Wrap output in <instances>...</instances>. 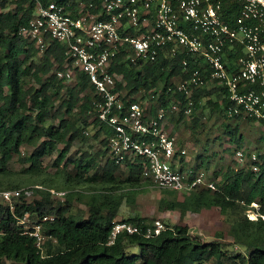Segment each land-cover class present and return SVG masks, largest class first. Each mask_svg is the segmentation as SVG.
Masks as SVG:
<instances>
[{"label":"trees","instance_id":"obj_1","mask_svg":"<svg viewBox=\"0 0 264 264\" xmlns=\"http://www.w3.org/2000/svg\"><path fill=\"white\" fill-rule=\"evenodd\" d=\"M56 1L64 3L71 12H81L77 9L80 0ZM82 2L84 12H97L88 6V0ZM34 8L29 0H0V177L9 180L7 184L0 183V189L22 188L10 179V164L24 145L33 147L20 156L23 163H29L24 169L28 175L42 174L43 157L55 150L59 151L54 161L57 171L55 176L40 181L46 184L45 188H35L30 197H15L14 210L0 201V264H264L263 155H258L257 171L248 162L215 167L213 177L205 171L219 190H192L179 199V191L163 188L171 196L161 199V209L180 208L185 213L189 209L218 207L225 215L229 211L234 213L232 242L203 241L189 232L188 225L179 223L166 222L165 228L155 234V223L147 217L119 218L124 195L114 192L123 185L133 190L140 186L145 178V160L138 155L123 163L115 160L108 145L113 128L98 120L94 106L98 95L88 75L67 55L66 45L51 40L39 57L34 42L20 33V28L28 25ZM236 15L237 9L232 6L227 20L232 22ZM128 32L134 34L135 30H122L123 34ZM129 49V44L120 45L110 67L117 78L116 91L126 103L142 102L147 94L154 100L161 91L156 106L175 102L180 105L181 117L188 108L201 107L204 98L214 108L226 111L230 98L219 81L206 80L204 85L193 87L189 95L177 90L176 84L188 79L195 68L200 67L207 74L205 63L188 53L172 55L163 49L156 60L134 65L126 58ZM67 66L75 67L74 78H58L56 70ZM149 107L147 111L154 112V107ZM237 126L227 124L226 130L231 141L240 143L243 134ZM89 129L93 130L91 137ZM77 140L89 143L90 148L83 149L78 157L67 158ZM96 141L102 147L93 151ZM214 157L215 152L198 155L202 164H210ZM175 159L182 170L191 171L183 166L184 155L180 151ZM69 163L76 170L73 176L65 172ZM121 165L127 168L122 178ZM196 172L192 169L191 178ZM83 184L88 185L87 191L77 189ZM49 188L64 190L66 194L59 196ZM76 200H81L85 208H75ZM254 202L259 205L258 216L251 219L246 210ZM25 213L32 218L54 216L42 225V247L36 245L34 237L22 232L17 217ZM119 221L131 222L139 229L121 230L113 235ZM148 228L152 229L150 235Z\"/></svg>","mask_w":264,"mask_h":264},{"label":"built area","instance_id":"obj_2","mask_svg":"<svg viewBox=\"0 0 264 264\" xmlns=\"http://www.w3.org/2000/svg\"><path fill=\"white\" fill-rule=\"evenodd\" d=\"M29 1L34 4V13L20 33L34 42L41 53L51 40L66 45L67 55L88 75L98 95L94 101L98 120L113 128L108 145L117 162L141 156L146 163L143 176L160 188L186 192L219 190L205 172L198 171L191 178L192 171L182 170L175 159L177 143L166 128V120L168 112L177 110L178 104L157 106L152 112L141 101L126 103L116 91L117 78L110 67L122 44H129L126 58L134 65L156 60L163 49L172 55L188 53L205 63L208 72L195 68L188 79L176 84L177 90L189 95L193 87L204 85L206 80L219 81L229 94V116L264 121V0H88V6L97 9L88 13L78 7L81 12H71L56 0ZM232 6L237 15L231 22L227 16ZM102 14L108 17L102 19ZM129 29L135 33H122ZM183 63L187 64V60ZM56 75L71 80L75 71L67 66L56 70ZM186 152L185 148L180 150L181 154ZM235 154L239 163L248 162L253 170H258L256 151L239 148ZM35 188L45 187L36 184L0 189V201L14 210V198L23 194L30 197ZM49 190L59 196L66 194L64 190ZM17 218L22 232L34 237L36 245L42 247V225L54 216L32 218L25 213ZM154 223L155 234L165 228L160 220ZM138 229L136 224L119 221L113 235ZM147 232L150 235L152 229Z\"/></svg>","mask_w":264,"mask_h":264},{"label":"rangeland","instance_id":"obj_3","mask_svg":"<svg viewBox=\"0 0 264 264\" xmlns=\"http://www.w3.org/2000/svg\"><path fill=\"white\" fill-rule=\"evenodd\" d=\"M79 9H82L83 2L80 0ZM43 53L38 52V56L41 57ZM75 71V67H72ZM210 83L214 82L208 80ZM71 83V82H70ZM161 91L158 93L160 94ZM156 94L154 100L151 95L147 94L143 96V103L147 109L150 105L154 107V111L157 105ZM204 98L201 103V107H192L185 112L184 116H180V105L178 104L177 110H170L168 112L166 126L170 131L178 137V145L187 148V154L190 156V162L194 163L198 160L196 154L199 152L202 156H206L205 153L215 152L218 166L227 167L230 163L238 165V159L235 151L237 149L245 148L246 150L256 151L261 157L264 156V122L261 120H255L253 118H246L243 116H229L225 109H216ZM175 102H172L173 104ZM170 105V104H169ZM168 106V105H162ZM171 106V105H170ZM222 107H224L222 105ZM238 125L239 132L243 134V139L240 143L233 142L227 133L226 125ZM89 137H91L93 130L89 129ZM236 144V145H235ZM63 145L60 144L59 148ZM102 145L99 141H96L93 146V151L101 148ZM205 147L206 150L202 148ZM85 148H90L89 143H84L82 140H77L72 146L67 158L78 157L81 151ZM33 150L32 146H22L21 154L15 153L10 164V179L14 182H19L21 187L34 186L36 184H43L40 182L42 179H48L56 175L57 167L54 164L55 158L59 155V151L55 150L52 154L46 155L42 159L43 170L42 174L30 176L25 172V168L29 166V163H23L20 160V156H24ZM193 155V159L191 157ZM210 154V153H209ZM198 156V155H197ZM192 158V159H191ZM225 158V159H224ZM262 159V158H261ZM105 159L102 160V165ZM197 163V162H196ZM63 165V163H62ZM215 166L212 162L208 164L204 162L202 169L207 166ZM239 166V165H238ZM119 175L121 178L127 174V168L121 165ZM66 173L71 176L75 175L76 170L72 163H69L65 169ZM213 172V171H212ZM212 172L210 177H213ZM119 173V174H120ZM9 180L0 177V183L7 184ZM88 185L78 186L77 189L87 191ZM114 193L124 195V200L121 204L119 211V218H126L129 216H143L147 217L149 221L154 222L160 220L164 225L166 222L171 224H186L189 226V232L203 241H210L218 239L224 243L233 241V237L230 233L231 225L235 219V214L227 213L226 215L221 213L218 207L209 209H202L201 211L187 210L183 213L182 209L176 208L173 210H166L160 208V201L163 197H170L169 193L154 184L150 179L143 178L142 183L137 189H131V187L123 185L121 188L116 189ZM187 194L186 191L177 192V197L183 199ZM33 195V194H32ZM75 208L84 209L85 205L81 200L75 201ZM258 203L254 202L250 209L246 210L248 218L256 219ZM221 235V236H219ZM235 248H238L235 246ZM136 249V248H135Z\"/></svg>","mask_w":264,"mask_h":264},{"label":"crops","instance_id":"obj_4","mask_svg":"<svg viewBox=\"0 0 264 264\" xmlns=\"http://www.w3.org/2000/svg\"><path fill=\"white\" fill-rule=\"evenodd\" d=\"M78 8H80L79 6H78ZM166 128H167V130H168V132L172 135V136H174L175 137V139H176V143H177V146H176V150L177 151H180L181 149H183V148H185L186 149V151H187V148L186 147H182V146H179L178 145V137L175 135V134H173L171 131H170V129L166 126ZM203 149L205 150V147H203L202 148V152H203ZM209 153H211V152H209ZM186 154H187V152H186ZM186 154H182V155H184V160H183V166L185 167V168H188V169H190L191 171H192V169L193 170H195V171H203V172H208L209 174L213 171V169H215V167H221V166H218V161L216 160V158H210V161L215 165V166H210V168H208V169H206V168H204V169H202V163L200 162V159L198 158V156L197 155H199V152L196 154V157H197V159L198 160H196L195 161V165H194V163H191L190 162V156H188V155H186ZM205 155H206V153H205ZM191 157L193 158V155L191 154ZM191 158V159H192ZM193 159H195V158H193ZM225 159V158H224ZM197 162V163H196ZM210 162V163H211ZM201 163V164H200ZM130 217V216H129ZM131 217H134V216H131ZM127 218V217H126Z\"/></svg>","mask_w":264,"mask_h":264}]
</instances>
